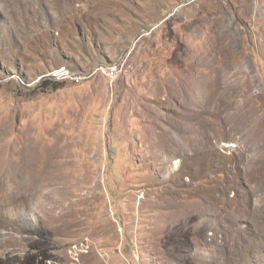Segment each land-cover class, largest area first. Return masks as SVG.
<instances>
[{
  "label": "rangeland",
  "instance_id": "rangeland-1",
  "mask_svg": "<svg viewBox=\"0 0 264 264\" xmlns=\"http://www.w3.org/2000/svg\"><path fill=\"white\" fill-rule=\"evenodd\" d=\"M0 264H264V0H0Z\"/></svg>",
  "mask_w": 264,
  "mask_h": 264
},
{
  "label": "built area",
  "instance_id": "built-area-1",
  "mask_svg": "<svg viewBox=\"0 0 264 264\" xmlns=\"http://www.w3.org/2000/svg\"><path fill=\"white\" fill-rule=\"evenodd\" d=\"M125 64L123 62H115V63H101L97 65L95 68V72L101 73L107 77L111 78H117L123 76L127 71L124 70ZM66 78H72L77 79L78 77H74L73 75H70L69 73L65 74Z\"/></svg>",
  "mask_w": 264,
  "mask_h": 264
},
{
  "label": "trees",
  "instance_id": "trees-1",
  "mask_svg": "<svg viewBox=\"0 0 264 264\" xmlns=\"http://www.w3.org/2000/svg\"><path fill=\"white\" fill-rule=\"evenodd\" d=\"M58 82L53 81V84H57Z\"/></svg>",
  "mask_w": 264,
  "mask_h": 264
}]
</instances>
